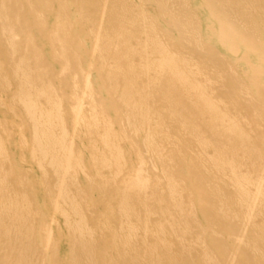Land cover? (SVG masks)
<instances>
[{"label":"bare ground","instance_id":"1","mask_svg":"<svg viewBox=\"0 0 264 264\" xmlns=\"http://www.w3.org/2000/svg\"><path fill=\"white\" fill-rule=\"evenodd\" d=\"M0 264H264V0H0Z\"/></svg>","mask_w":264,"mask_h":264}]
</instances>
